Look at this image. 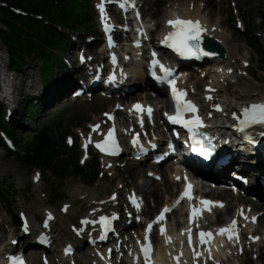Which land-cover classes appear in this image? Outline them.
<instances>
[{"label":"rangeland","instance_id":"374dc122","mask_svg":"<svg viewBox=\"0 0 264 264\" xmlns=\"http://www.w3.org/2000/svg\"><path fill=\"white\" fill-rule=\"evenodd\" d=\"M188 1L189 0H140V10L145 18L152 20V23H154L157 18L161 17L167 20L166 9L175 2L179 6L187 5L190 9L196 4L201 3L204 6L205 13L210 11L214 16L215 13L219 12L221 18L226 19L227 23H231L229 28L231 37L235 42L241 44V51L247 53V60L244 61L246 70L237 69L235 65H232L229 73L224 79H221L214 73L202 76L200 68L206 65V63L197 65L192 63L185 70L187 80L184 82V86L186 89L189 92H191L190 89L193 90L197 98L203 96V87L210 83L216 86H225V89H227L229 93L236 91V96L240 100H246L249 97L259 95L260 91L264 88V22L260 20V16L264 14V0ZM97 2L98 0H82L79 5L75 6L74 12L79 13V18H76L78 22L76 24H78L79 27H75L72 30L66 29L60 25L56 27L61 40L59 49L54 50V52L57 58L60 59V63L54 62L51 65V71L49 73L46 75L43 73V62L37 56L36 51L33 52V54L24 56L26 62L22 65L21 70L15 69L16 76H21H19L21 83H17V88L14 86L12 89L11 95H13V102L11 103L12 109L8 118L10 119L13 117L18 123V127L15 129V136H11L14 137L13 140L15 141L11 140L7 144L8 150L5 151L0 147V164H3L0 170V215L5 217L6 223L4 225L10 226L19 224L14 221V215L20 219L21 213H23L28 220L29 232H26V240H31L32 244H35V238L37 237V233H39L37 228L43 223L45 218L44 211L52 210L56 218H63V220L58 221V226L64 228L63 235L57 244L54 245L56 248L54 253L59 254L62 246L66 244V242L74 244V238L75 250L72 254L74 258H82L81 253L90 250L86 239H79L76 241L80 232L75 228H80L82 230L83 225H81V219L90 214V211L96 206V202L104 200V198L120 185L122 187L118 198L126 203L117 207L103 203V206L106 212L115 211L121 217L129 218L131 212L128 209L127 195L131 189H134L133 184L130 182L131 179L133 178L135 181L139 182V190H142V187H144V189H152V186L149 185L152 180L159 183V185L162 180L153 177L149 178L150 181H147L146 172H160V168H164L166 165L173 163L172 160H169L165 164L160 165L159 168H155L154 165L148 166V162H140L138 165L144 166V170L141 171L137 169L133 173V177L129 178L128 181L123 178L114 179L110 173L111 168L105 166L101 159L93 155V151L90 147L86 150L84 149L82 145V134H86L90 129L91 123L93 122V114H100L104 120H107V118L104 117L105 112L112 107L114 108L116 104L118 105L119 100H104V98L99 97V92H94L89 96L87 94L82 95L73 99L70 93L82 84L80 83V79L68 83L66 102L65 99L62 98L60 102L44 106L43 98L35 93L34 87L40 82L46 87L51 83V78L55 77L56 72L59 70L63 72L61 75V82L64 83L66 78L70 76L67 72L69 67L75 66L76 63L81 61V58H71L70 56H67V60L64 59V56L68 53V44L71 40L77 42L81 50L85 49L89 56L96 57L99 55L96 54L95 51L91 52V50H89L90 47L91 49L95 48L101 41L96 15ZM41 21H44V19H41ZM79 21L82 22L79 23ZM246 32L251 36H255L256 46L250 47L247 45L245 41L247 36ZM156 37H158L156 32L151 34V40H154ZM89 40L93 41V45L86 48V42ZM8 61L6 47L0 40V63L2 65L6 64ZM257 76L261 77L259 78ZM37 79L38 84L34 86ZM156 98L160 101L163 100L161 97ZM3 102L4 100H0L2 106L4 105ZM93 105L98 106L95 113L92 112L91 109ZM159 118L161 117L158 116V119ZM40 129H45V133L52 137L54 144H57L58 151H61L63 154L60 158H65L66 152L71 155L77 152L80 158L79 163H84V166L97 163L101 170V174L97 180L92 185H87L82 179L77 177L62 179V177L55 176L51 171L22 165L19 161V157L23 153L22 149L27 148L26 142H28ZM70 139L71 143L69 142ZM111 161L114 162L115 165H118L119 168L128 172L137 166V163L133 164L127 155L117 159H111ZM112 168L114 169V166ZM257 169L258 168H255V170ZM157 176H160V174ZM166 177L167 174L165 175V178ZM231 178L235 180L234 176ZM257 180L259 183L257 182L255 187L259 189L264 187V182L260 181L261 179L259 176ZM161 187L162 185H160V188L157 189L156 192L145 197V208L150 207V210L146 211L147 216L154 213L157 207L164 201L163 197L158 199L156 196L157 193L159 194L162 192L163 189H161ZM178 187L177 185L174 188V191L169 195L170 197L177 193ZM208 194H213V192H208ZM220 194L221 196L219 195V197H221L224 202L230 199L233 204L229 214L234 213L238 203L242 202L239 197L247 196L249 199L255 197V195H250L244 190H239L237 194H230V196L223 195L222 193ZM55 199L56 201H54ZM246 204L249 203H243L244 206ZM253 210L259 212L260 209ZM64 211H68L69 219L64 217ZM179 214L182 213L179 212ZM219 216H221L220 218L222 221H225L228 214L225 212L223 215ZM171 219L174 222L176 217L172 216ZM4 225H0V246L7 242L5 240L6 232ZM68 225H70V227ZM133 229L139 231L140 225L133 226ZM131 230L132 229H130V231ZM127 232H129V230H127ZM19 244H21L20 241ZM110 244L113 246L112 243ZM29 246L31 247V245ZM245 249L247 250L245 256H239V260L242 264H264V243H261L258 250L255 246L252 247L250 244H246ZM256 255H258V259L255 258ZM27 256L28 253L26 258Z\"/></svg>","mask_w":264,"mask_h":264},{"label":"bare ground","instance_id":"6f19581e","mask_svg":"<svg viewBox=\"0 0 264 264\" xmlns=\"http://www.w3.org/2000/svg\"><path fill=\"white\" fill-rule=\"evenodd\" d=\"M191 2V0H189ZM188 1V2H189ZM173 13H177L180 16L186 17L189 20L193 21H199L201 25L206 29L205 32L202 33V35L209 36L215 40H217L225 49L226 51V57L223 60L213 58H203L200 60V63L207 62L208 63L200 68L202 71V76L210 75L211 73H214L221 79H224L227 74L230 71V68L232 65H235L237 69L246 70L244 61L247 60V53L245 51H241V44L238 42H235V40L231 37V34L229 32L230 24L227 23L226 19L221 18L219 15L220 13L217 12L213 16L212 12L207 11L205 13L204 6L201 3L196 4L193 8H189L187 5L179 6L176 2L172 5H169L166 9V17L168 15H172ZM142 21H138V25L136 24H129V31L127 33L126 38V45L123 47L124 51H122L120 54V57L123 58L124 56L128 55L129 57L133 56L134 49L133 44L137 40V38L144 39L145 41L148 39V34H146V28L150 25H154L153 30L150 31L151 33H158L159 31H162L165 28L166 19L157 18V20L152 23V20L145 18L144 16ZM113 22V21H112ZM125 26V25H124ZM153 45L157 47H161V41L159 37H156L153 41ZM87 43L86 48L88 46L93 45V41L89 40ZM146 44V42H145ZM69 49L66 56H64V59L67 60V56L69 57H78L83 59V62L76 63L75 66L69 67L67 72L69 73V77L66 78V83L61 82V75L62 70H59L56 72L55 77L51 78V83L48 84L46 87L40 82L38 84V79L35 81L34 87L35 93L39 94L43 98V104L44 106L50 105L55 102H60L62 98L65 99V102L67 101V83L73 82L76 79H83V75H85V70L87 69V73L90 72H96L99 70V62L101 60H95L89 54L86 53V50H81L78 43L71 40L69 42ZM91 50V47L89 48ZM141 58L140 61H148L147 55H145V50H142L140 52ZM88 55V56H87ZM134 59H139L134 58ZM80 60V59H79ZM104 66H108L109 69H114V65L112 64H104ZM126 68H133L135 72L130 73L129 79L126 82L131 83L132 86H140L139 83L145 82V73L142 71L144 67H142L141 64H136L132 67L130 62L125 61L123 65ZM184 67H187L185 65ZM198 68V67H195ZM185 70V69H181ZM109 70L107 68L101 69V76L104 78L106 77ZM20 76V75H19ZM19 76H16L15 80V88H17V83H21V80ZM21 77V76H20ZM261 77V76H257ZM187 77L184 73H182L179 76L180 84L183 86V88L186 90V87L184 86V82H186ZM119 86L125 85L126 82L119 81ZM107 85V84H105ZM15 90V89H14ZM191 92L189 94L194 98L197 99L196 93L193 92V90L190 89ZM146 94V93H144ZM202 98H205L208 102H210L211 99H221V101H232L234 103H242L243 100L238 99L236 96V91L228 92L227 89H225V86H216L213 84H208L203 87L202 91ZM15 95V92H14ZM38 95V96H39ZM136 93L132 92L129 94H122V97H120V100L126 102L130 99H133L135 97ZM263 97L264 96V88L260 91L259 95L249 97V99H252L254 97ZM163 99V96H159ZM208 97H211L209 99ZM155 98V97H153ZM115 98L112 96H105L104 100L113 101ZM149 99V98H148ZM198 100L201 101V98L198 97ZM163 102V100H162ZM158 103V102H157ZM163 108L167 107V102L165 101L163 103ZM97 105L92 106V112L97 111ZM116 107V108H115ZM115 107L107 110L104 114V117L108 114H113L120 112L122 109L119 104L115 105ZM160 109V108H159ZM157 109L155 111V114L160 115V111ZM124 111L128 116H131V114L128 112V107H124ZM93 122L91 123V127L88 130L86 134H82V145L84 149H87L86 144H89V138L90 140L95 135H101L106 131V128L108 127L106 120H104L100 114H93L92 116ZM155 118H157V115H155ZM123 122L120 123L119 129H120V135L123 139L124 137L132 142L134 138V132H140L142 133L143 128L137 127V124L135 122L130 121L129 117L126 119L124 116L122 117ZM120 118H118V121L120 122ZM158 119L152 121L151 119H148V129L157 130L159 127L157 123ZM224 121H221L220 124L216 125L212 128L213 135L215 136V144L217 145V151L218 152H224L225 155L229 156L231 158V163L228 164V166L223 168V173L226 175L227 179H231V177L234 174L242 175V177L248 178V186H246L243 190L248 192L250 195H255L257 199L248 198L247 196H241L239 197L242 201L239 202L236 210L234 213L229 214L231 208H232V202L230 199L223 203L224 205L221 207L219 206V202L213 201L214 203L212 205H208L205 207L204 215L201 214V222L203 223L209 216L211 217L213 213H217L219 215H223L225 212L230 216L228 220L224 222V225L221 226V228H224L228 225H230L231 221L236 220L237 224H239L238 230V236L243 235V231H245L246 234V242L247 244L251 243L253 241V238L258 235V238L260 239L261 243H264V187L262 188H256L255 185L258 182L257 177L261 179L262 182H264V160L261 159V155L255 149L251 143L248 140L242 139L240 136L236 134V132L232 131L231 129L225 128L222 124ZM94 124H98L99 128L98 130H93ZM164 138L163 136L161 139ZM227 140V141H225ZM164 142H162L163 145ZM178 149L180 152H183V148L178 145ZM128 154V152L126 153ZM102 162L105 166L110 167V173L111 176L114 179L117 178H123L126 181L129 180V178L133 177V173L139 169L141 171L144 170V166L138 165L128 171H125L122 168H119L118 165H115L114 162L111 161L109 158L102 159ZM260 167L259 169L255 170L253 167L255 164ZM249 164V165H248ZM114 166V169L112 168ZM148 166H151L150 164ZM3 167V164H0V170ZM155 168H159V165H154ZM231 167V168H230ZM257 168V167H256ZM160 172L154 171V173L146 172V178L147 181H150L149 178H153L155 175L160 174V179L162 180L160 185H162L161 189L162 192L159 194L157 193L156 196L158 199H161L163 197L166 205H170L174 203L176 197L172 196L170 198V194L174 191V188L180 184V186L184 183V180L186 179V175L183 169H179L177 166H173V164H168L164 168L159 169ZM167 174V177L165 178V175ZM131 184H133L134 189L139 188L140 184L139 182L135 181L133 178L131 179ZM150 186H152V189H144L142 187V192L144 194V197H147L149 194L156 192L157 189L160 188L159 183H156L155 181H151ZM121 187L117 186L115 190H113L104 200L96 202V206L90 211V214L86 215L81 219V225H83L82 230L80 228H75L78 230V232L82 233L83 237H86V240H94V242H97V239L100 238V232H99V218L103 214L110 215L111 217H115L113 220L117 222V225L120 224L121 220L127 221L128 218L122 219L115 211L106 212L104 208V204L112 205V206H119L124 205L126 202L121 201L118 198V195L121 193ZM196 192L197 193H205V191L202 190V187H200L198 184L196 186ZM208 192H213V195L221 196L219 191H216L215 189H209ZM223 195L230 196V193L228 190H224ZM113 196H115V199H113ZM243 203H249L245 206ZM105 205V206H107ZM207 208H210L211 210H207ZM182 206L179 204L177 207V217L176 221L179 225H182V223L185 221L182 217V214H179L181 211ZM253 209H260L259 212L254 211ZM150 207L144 208V211H149ZM45 218L43 220V223L39 225L37 230L39 233H44L47 240H49L51 243V246L57 244L61 236L63 235V229L58 226V221L63 220V218H56L53 215L52 210H45ZM242 212V214H241ZM64 217L69 219L68 211H64ZM134 215V214H133ZM135 216V215H134ZM22 218H26L23 213H21ZM35 217V216H34ZM51 217V218H50ZM247 217V219H245ZM253 217L256 218L257 222L253 221ZM21 219V218H20ZM95 221V223H82V221ZM6 223L5 217L0 215V225H4ZM132 224L138 226V223H134L132 220ZM258 224V225H257ZM5 226V240L7 241L1 249H5L7 247L14 249L19 245V241L21 242V247H28L31 245V240H26V233L24 232L22 223L17 225H10ZM70 227V225H68ZM174 223L173 221L166 223V231L165 233H161V229L158 230L157 236H156V242H154L155 249H156V258L158 259L160 264H209L217 262H222L223 264H242L239 260L238 252L235 253L236 250L239 249V244H236L233 246L234 242L236 241V237L234 236L232 240L228 239V234H217L212 238L211 241V250L213 257L212 259L206 260L204 256L202 255V251L197 248V251L195 253H200L199 256H196L195 254L191 255V253H188L186 248L182 244V238L178 232V229L173 228ZM258 226V227H257ZM28 227V225L26 226ZM260 227V228H259ZM220 228V229H221ZM131 235L130 238H133L134 241H137V234L135 233V230L133 228H130ZM127 231V230H125ZM38 234V233H37ZM115 235V234H114ZM116 241H114L113 247L111 249L112 253L108 254L107 251H102L100 246H92L90 247L89 251L82 252V258H74L63 256L61 253V250L59 254H55V246L49 247L47 245L45 249H33L30 246L26 249V253H28L27 256V263L28 264H105L106 261L109 259H113L115 264H124V258L127 257V254L130 248L129 239L126 237H122L120 234H116ZM25 238V239H24ZM110 238V237H109ZM170 238V240L168 239ZM24 239V240H23ZM79 239H76V241ZM110 240V239H109ZM120 240L122 244V249L117 250L115 247L116 242ZM74 244L75 241L73 240ZM77 243V242H76ZM256 243V242H254ZM254 243L252 245H254ZM232 245V248L231 246ZM228 246V248H231L233 250V253L231 255H226L225 248ZM0 249V250H1ZM34 251V252H31ZM132 251V250H131ZM3 253V251H0ZM114 252V253H113ZM120 253V254H119ZM133 256L135 255V251L132 252ZM179 256V261L176 259V257ZM224 256V257H223ZM66 257V258H64ZM223 257V258H222ZM162 260V262H161ZM236 260V263L234 262ZM29 261V262H28Z\"/></svg>","mask_w":264,"mask_h":264},{"label":"trees","instance_id":"16d2710c","mask_svg":"<svg viewBox=\"0 0 264 264\" xmlns=\"http://www.w3.org/2000/svg\"><path fill=\"white\" fill-rule=\"evenodd\" d=\"M80 1L82 2V0H0V40L8 52L10 67L21 70L26 62L24 56L35 51L43 62L45 75L51 71L54 62L60 63L54 52L59 49L61 40L56 27L60 25L70 30L79 27L76 24L79 13L74 12V8L81 3ZM14 9L21 12H15ZM263 15L260 16L262 22ZM246 35L247 45L256 46L255 36L248 33ZM17 127L18 123L13 117L10 119L7 117L4 107L0 104V132L15 136ZM0 144L5 147L1 138ZM26 146L19 157L24 166L51 171L62 179L77 177L87 185H92L100 175L98 164L86 166L80 164L77 152L74 155L66 152L65 158H60L63 154L58 151L52 137L45 133V129L38 130L26 142Z\"/></svg>","mask_w":264,"mask_h":264},{"label":"snow or ice","instance_id":"6c2138e0","mask_svg":"<svg viewBox=\"0 0 264 264\" xmlns=\"http://www.w3.org/2000/svg\"><path fill=\"white\" fill-rule=\"evenodd\" d=\"M168 24L173 27V31L169 32L168 35L164 39V43H169L170 46L173 47L177 52L181 53L182 55H192L195 54L196 51H199V41L201 40L202 33L206 31L204 27L201 25V23L193 20H186L177 17L175 20H169ZM204 55H208V53H204ZM172 85V92L174 95V98L176 100V115L170 116L169 119L173 121L174 123H181L187 128H194L202 125V121L198 115L193 116L191 119H184L183 113L185 112H191L196 113L197 107L196 105L190 101L185 100L184 96L186 93L183 91H179L175 88V81L170 80L168 81ZM211 99V97H208ZM219 109V106H216ZM134 108L138 111H143L141 105L137 104L134 106ZM149 115L151 114V108L147 109ZM243 120L240 121L241 124V131L244 127H248L253 124H264V102L261 103H254L248 107H245L243 109ZM99 125L93 126V130H98ZM90 141V138H89ZM71 143V139L69 140ZM138 142V136L133 140V143ZM87 146V144L85 145ZM96 147L99 148L101 151L108 152V154H115V150L117 149L118 145L115 141L114 137V129H109L105 139L103 141L97 142ZM38 178V176H37ZM191 185H188L184 192L181 194V198L187 197L189 200L192 199L191 195ZM113 199H115V196H113ZM214 202L212 201H201L202 205L208 206L212 205ZM219 206H223L222 204H219ZM66 210V209H65ZM204 209H197L195 207L192 208L191 216H190V222L192 219L196 218L198 215L202 213ZM207 210H211L210 208H207ZM167 211H170L169 208L165 207L163 211H161L160 215L157 217V221H161L165 217V213ZM242 214V212H241ZM51 218V217H50ZM115 217L109 218L105 216H101L99 218V222L103 225L105 232L110 227V219H114ZM247 219V217H245ZM253 221H255V217L252 218ZM82 223H95V221H82ZM151 228V225H149V229ZM165 228L161 227V233H165ZM189 233V244L192 243L191 238V229H188ZM219 234H228V239L232 240L235 236L238 239V230H237V222L236 220H233L232 223L224 228L218 229ZM200 236V242L201 244L210 243V240L212 238L211 232H203L201 231L199 233ZM205 237H208V240H205ZM101 238H104L103 236ZM170 240V238H168ZM258 239V238H254ZM150 250L151 246L145 245L142 248V251L144 252L146 260H149L150 257ZM196 256H199L200 253H195ZM176 259L179 261V256L176 257ZM17 264H23L22 260H18ZM150 264V261H149Z\"/></svg>","mask_w":264,"mask_h":264},{"label":"water","instance_id":"95a60500","mask_svg":"<svg viewBox=\"0 0 264 264\" xmlns=\"http://www.w3.org/2000/svg\"><path fill=\"white\" fill-rule=\"evenodd\" d=\"M199 53L203 57H208L210 59H224L226 57L224 47L217 40L206 35H202L199 41ZM204 53H208V55H204ZM14 220L15 222H19L17 217H14Z\"/></svg>","mask_w":264,"mask_h":264}]
</instances>
